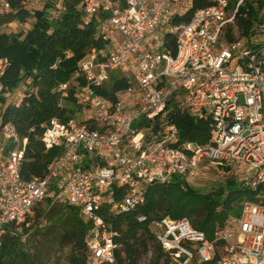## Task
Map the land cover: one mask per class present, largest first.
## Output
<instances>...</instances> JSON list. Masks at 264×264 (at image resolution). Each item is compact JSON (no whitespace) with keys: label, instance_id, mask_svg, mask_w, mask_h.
Wrapping results in <instances>:
<instances>
[{"label":"built area","instance_id":"obj_1","mask_svg":"<svg viewBox=\"0 0 264 264\" xmlns=\"http://www.w3.org/2000/svg\"><path fill=\"white\" fill-rule=\"evenodd\" d=\"M193 1L25 0L32 14L44 11L50 20L77 3L105 45L80 62L85 84L58 87L61 104L75 88L84 117L43 124L41 143L61 151L45 177L23 178L28 141L13 123H2L0 108V236L19 230L43 202L47 209L67 203L89 226L85 264H126L119 219L145 204L149 185L194 174L209 161L252 190L253 201L212 239L188 218L152 219L148 231L161 257L138 264H264V0H210L189 21L175 23ZM248 1L263 6L251 28L237 24ZM13 11L11 0H0V18ZM169 37L174 53L166 49ZM5 67L0 60V102L13 95L1 82ZM113 76L129 86L111 99L98 90ZM170 104L208 120L210 142L176 146L178 127L165 118ZM142 122L158 124L157 132L138 128ZM137 220L149 222L145 215Z\"/></svg>","mask_w":264,"mask_h":264},{"label":"trees","instance_id":"obj_2","mask_svg":"<svg viewBox=\"0 0 264 264\" xmlns=\"http://www.w3.org/2000/svg\"><path fill=\"white\" fill-rule=\"evenodd\" d=\"M11 3L14 11L0 18V27L14 21L27 23L32 18L34 22L24 34L8 33L0 28V60L6 61L1 82L11 92L24 88L18 103H8L3 108L1 121L13 123L19 135L28 141L21 173L24 179L30 180L45 177L49 165L61 153L59 148L47 150L41 143L43 124L54 117L68 121L79 108L75 88L70 87L68 97L61 104L58 87L68 82L85 84L79 75V64L93 49H101L105 43L97 36V23L94 20L86 23L77 3H68L62 15L54 20L48 19L44 11L32 14L25 0H11ZM208 5L210 0H194L191 9L175 23L189 21L194 12ZM262 8V5L254 8L248 1L237 13V24L251 28L260 19ZM175 42L174 37H169L165 41L166 49L174 53ZM128 86L125 78L113 76L98 93L114 99L115 93ZM165 118L178 127L176 146L210 142L208 120L182 112L174 104L168 106ZM145 125L136 124L138 128ZM146 127L149 133H156L158 124ZM254 195L233 177L224 186L207 193L196 191L179 177L165 184L149 185L145 204L118 221L117 229L124 244L121 263L138 264L150 249L152 238L148 223L152 219L188 218L212 239L216 229L223 227L230 217L240 216L243 203L253 201ZM140 215L147 216L149 222H138ZM30 222L29 217L19 230L7 228L0 236V264H45L51 251L66 249L68 264H85L89 226L78 208L67 203H56L49 209L38 205L34 209V222L29 225ZM154 255L161 257L156 246Z\"/></svg>","mask_w":264,"mask_h":264},{"label":"rangeland","instance_id":"obj_3","mask_svg":"<svg viewBox=\"0 0 264 264\" xmlns=\"http://www.w3.org/2000/svg\"><path fill=\"white\" fill-rule=\"evenodd\" d=\"M264 9L262 10V12ZM34 18L30 19L27 23H20L17 21L10 22L6 24L5 26H2L0 28H4L6 32L8 33H22L24 34L27 32L33 25ZM24 91V88L21 86L20 88L13 91V95L9 99H4L0 102V105L6 106L8 103H18L17 94L22 93ZM85 111V110H84ZM75 117L78 120H83L84 113L81 111L76 112ZM233 175H231L227 170H223L218 168V166L213 165L209 161H204L197 171L194 174H190L186 177H179L183 178L185 182L195 189L196 191H199L201 193H207L216 190L219 187H222L225 185V182L228 178H231ZM234 178V176H233ZM235 179V178H234ZM46 202H43L40 204V207H45ZM30 224L34 222V212L30 216ZM154 242H150V249L147 251V253H144L142 257L140 258L138 263H143L144 261H149L151 263L155 262V255H154ZM152 255V256H151ZM68 250L64 251H51L49 253V256L45 260V264H68ZM162 263V261H161Z\"/></svg>","mask_w":264,"mask_h":264},{"label":"crops","instance_id":"obj_4","mask_svg":"<svg viewBox=\"0 0 264 264\" xmlns=\"http://www.w3.org/2000/svg\"><path fill=\"white\" fill-rule=\"evenodd\" d=\"M1 107L4 108L5 106H4V105H0V108H1ZM2 111H3V109H1V113H2Z\"/></svg>","mask_w":264,"mask_h":264}]
</instances>
